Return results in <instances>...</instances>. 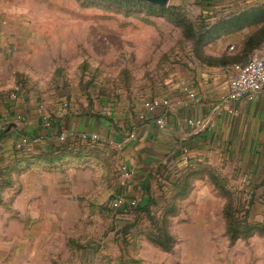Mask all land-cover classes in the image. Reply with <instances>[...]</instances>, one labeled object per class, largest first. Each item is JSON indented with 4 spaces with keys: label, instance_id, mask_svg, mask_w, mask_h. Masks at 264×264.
<instances>
[{
    "label": "crops",
    "instance_id": "1",
    "mask_svg": "<svg viewBox=\"0 0 264 264\" xmlns=\"http://www.w3.org/2000/svg\"><path fill=\"white\" fill-rule=\"evenodd\" d=\"M201 8L218 11L211 20L214 55L230 61L198 63L122 98L93 87L83 93L73 84L44 88L14 81L15 71L4 63L16 52L0 39V120L8 123L0 134V264H92L98 248L89 235L75 236L66 228L77 220L79 206L94 211L93 202L80 205L79 196L91 197L98 189H126L142 201L152 179L174 180L179 170L221 161L249 184L264 182V100L226 98L233 65L264 52V0H214ZM152 96L172 99L163 128L154 119L161 109L146 121L139 119ZM180 99L185 103L178 104ZM44 114L50 127L43 124ZM131 130L137 140L121 149L60 139L70 131L117 139ZM22 136L40 140L20 148ZM122 164L133 170L125 185L119 181Z\"/></svg>",
    "mask_w": 264,
    "mask_h": 264
},
{
    "label": "rangeland",
    "instance_id": "2",
    "mask_svg": "<svg viewBox=\"0 0 264 264\" xmlns=\"http://www.w3.org/2000/svg\"><path fill=\"white\" fill-rule=\"evenodd\" d=\"M201 6L189 0H0V39L16 52L4 65L15 71L14 81L30 87L73 84L115 98L139 93L223 57L214 55L209 14ZM173 179H152L134 208L111 207L119 189L79 196L80 205L93 202L94 211L79 206L66 232L89 235L98 248L92 264H264L260 178L249 184L221 161L189 166Z\"/></svg>",
    "mask_w": 264,
    "mask_h": 264
},
{
    "label": "built area",
    "instance_id": "3",
    "mask_svg": "<svg viewBox=\"0 0 264 264\" xmlns=\"http://www.w3.org/2000/svg\"><path fill=\"white\" fill-rule=\"evenodd\" d=\"M234 74L229 79L226 88V98L230 100L245 99L249 101L264 100V52L262 54H254L245 59L242 62L236 63L233 66ZM189 97L196 98V93L188 91ZM13 98H17L18 94L14 92ZM178 104H184L185 100L180 99ZM172 105V99L169 97H148L144 101V110L139 113V119L146 121L150 117H154L158 110L162 112L154 119L159 127L163 128L166 124L167 110ZM64 106H68V103H64ZM231 112L233 110L230 109ZM43 124L45 127H50V117L48 114L43 115ZM191 125H199V120L188 119ZM8 129V123L5 120H0V134L6 132ZM67 136L76 139L77 141L87 144L107 143L108 145L121 149L129 142L135 141L138 138L136 130L120 136L117 139H108L103 135L96 132H76L70 131L67 134L60 135L61 140H65ZM39 137L22 136L21 142L18 147L30 145L38 142ZM133 175V170L126 164H122L119 168V181L120 185H125ZM139 196H128L125 189H119L112 197L110 205L114 210L125 209L126 207H137L140 205Z\"/></svg>",
    "mask_w": 264,
    "mask_h": 264
},
{
    "label": "trees",
    "instance_id": "4",
    "mask_svg": "<svg viewBox=\"0 0 264 264\" xmlns=\"http://www.w3.org/2000/svg\"><path fill=\"white\" fill-rule=\"evenodd\" d=\"M214 0H197V3L201 4V5H206V4H212ZM153 4V3H152ZM156 5V4H155ZM215 13H218V11H207V14H209L208 16V22H209V25H207V31H206V35L207 36H213L215 34V31H214V28L216 26V24H213L211 19L213 18V16L215 15ZM204 36V34H203ZM230 60L228 57H225L223 56L222 58H212V60H209L208 61V64H226L228 63ZM234 66V65H233ZM150 197H152L151 195H149V198L147 199V203L149 202V200L151 199ZM146 203V204H147ZM141 205V204H140ZM140 207H143L140 206Z\"/></svg>",
    "mask_w": 264,
    "mask_h": 264
},
{
    "label": "water",
    "instance_id": "5",
    "mask_svg": "<svg viewBox=\"0 0 264 264\" xmlns=\"http://www.w3.org/2000/svg\"><path fill=\"white\" fill-rule=\"evenodd\" d=\"M153 4L166 5L169 0H145Z\"/></svg>",
    "mask_w": 264,
    "mask_h": 264
}]
</instances>
